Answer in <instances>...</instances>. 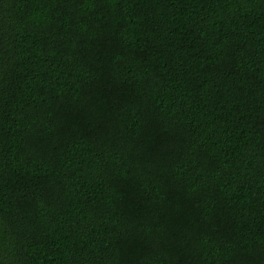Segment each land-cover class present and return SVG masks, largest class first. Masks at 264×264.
<instances>
[{"label":"trees","instance_id":"trees-1","mask_svg":"<svg viewBox=\"0 0 264 264\" xmlns=\"http://www.w3.org/2000/svg\"><path fill=\"white\" fill-rule=\"evenodd\" d=\"M0 264H264V0H0Z\"/></svg>","mask_w":264,"mask_h":264}]
</instances>
